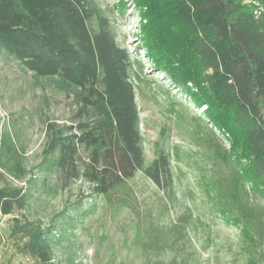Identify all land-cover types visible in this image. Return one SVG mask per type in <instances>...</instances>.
Here are the masks:
<instances>
[{"label": "trees", "instance_id": "obj_1", "mask_svg": "<svg viewBox=\"0 0 264 264\" xmlns=\"http://www.w3.org/2000/svg\"><path fill=\"white\" fill-rule=\"evenodd\" d=\"M136 5L143 21L139 41L153 68L195 107L205 106L202 114L228 144L223 155L217 143L204 145L212 168H229L222 179L199 169L204 196L222 221L237 229L246 264H264V0H137ZM0 51L74 105L70 125L45 127L38 169L55 175V188L82 181L90 198L106 200L142 174L165 198H174L170 155L146 160L130 57L116 43L103 4L0 0ZM22 163L15 140L0 132V219L24 210L31 198L30 187L12 186L5 178L24 180ZM251 196L262 204L251 203ZM12 222L20 254L32 264H57L48 229L27 217ZM177 230L153 226L150 248L163 251L167 241H177Z\"/></svg>", "mask_w": 264, "mask_h": 264}, {"label": "rangeland", "instance_id": "obj_2", "mask_svg": "<svg viewBox=\"0 0 264 264\" xmlns=\"http://www.w3.org/2000/svg\"><path fill=\"white\" fill-rule=\"evenodd\" d=\"M96 1L104 5L115 41L130 57L146 160L162 152L170 155L175 196L165 198L142 174L106 200L90 198L82 181L66 190L55 188V175L38 169L45 127L49 122L70 125L74 105L0 51V132L15 140L26 171L22 181L5 178L12 186L30 187L32 194L27 207L15 210L13 217L39 221L52 233L57 264H168L174 259L177 264H246L237 229L212 210L199 179V169L208 176H226L229 168H212L204 145L217 143L223 155L228 144L202 114L205 106L195 107L153 68L139 41L143 21L135 12L137 0ZM258 199L251 196L250 202L261 205ZM13 217L0 219V264H32L19 252V236L11 235ZM153 226L166 233L178 227L177 241H167L166 249L155 252L149 244Z\"/></svg>", "mask_w": 264, "mask_h": 264}]
</instances>
